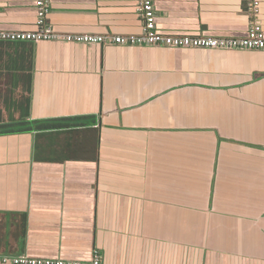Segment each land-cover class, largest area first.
Returning a JSON list of instances; mask_svg holds the SVG:
<instances>
[{
  "label": "crops",
  "instance_id": "crops-1",
  "mask_svg": "<svg viewBox=\"0 0 264 264\" xmlns=\"http://www.w3.org/2000/svg\"><path fill=\"white\" fill-rule=\"evenodd\" d=\"M136 5L52 0L49 20L140 35ZM155 7L167 35L241 38L252 21L247 0ZM35 30L36 0H0V31ZM10 94L38 129L0 134V257L264 264V52L0 42V109Z\"/></svg>",
  "mask_w": 264,
  "mask_h": 264
},
{
  "label": "built area",
  "instance_id": "built-area-1",
  "mask_svg": "<svg viewBox=\"0 0 264 264\" xmlns=\"http://www.w3.org/2000/svg\"><path fill=\"white\" fill-rule=\"evenodd\" d=\"M261 0H247L252 18L247 36L224 38L211 36H175L158 31L155 0H137L136 10L142 21V33L128 36L62 35L55 31L49 20L52 0H36L37 30L30 32L0 31V42L40 43L59 42L83 45L152 47L166 49H206L229 51L264 52V31L258 19ZM0 264H102L96 253L92 260L85 262L61 259H31L29 257H0Z\"/></svg>",
  "mask_w": 264,
  "mask_h": 264
},
{
  "label": "trees",
  "instance_id": "trees-1",
  "mask_svg": "<svg viewBox=\"0 0 264 264\" xmlns=\"http://www.w3.org/2000/svg\"><path fill=\"white\" fill-rule=\"evenodd\" d=\"M13 94V93H12ZM10 94L9 96H12ZM11 98V97H10ZM13 100L17 101V96H12ZM14 102L15 107H4L3 109L7 112L8 115L16 116L19 115V118H13V122L6 123L0 121V134H12V133H23L27 131H32L38 129L37 121H28L29 118V107L27 105L19 104L20 101ZM11 102V101H10ZM27 102L25 101V104ZM3 109H0V117L2 115ZM1 119V118H0ZM54 124V123H53Z\"/></svg>",
  "mask_w": 264,
  "mask_h": 264
}]
</instances>
